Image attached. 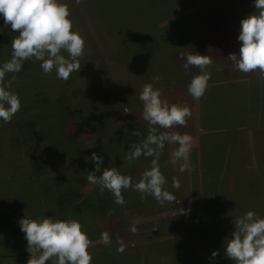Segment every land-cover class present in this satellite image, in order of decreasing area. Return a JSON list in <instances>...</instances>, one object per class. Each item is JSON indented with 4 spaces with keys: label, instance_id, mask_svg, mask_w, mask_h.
Here are the masks:
<instances>
[{
    "label": "rangeland",
    "instance_id": "obj_1",
    "mask_svg": "<svg viewBox=\"0 0 264 264\" xmlns=\"http://www.w3.org/2000/svg\"><path fill=\"white\" fill-rule=\"evenodd\" d=\"M124 1L126 0H81L80 4H76L75 0H60L61 3L69 6L73 31L78 32L85 41L84 56L80 61L81 71L72 73L70 78L64 81L57 79L55 71L50 75H45L40 68V62L25 61L22 70L15 74L17 80L12 83L10 91L13 92L15 88L17 89L18 93L15 92V94L20 99L21 107L10 123L5 124L0 121V264H27L30 254L26 251L27 241L25 234L21 231L19 221L26 219L27 215L32 219L43 217L41 214H36L37 210H34V207L31 208L30 203L27 204L34 193L27 192L26 188L28 185L34 187L35 183L29 180L27 175H22L23 179H14L16 175L13 171L15 170L23 174L25 171L26 173L31 172V163L29 164L27 160L23 159L24 157L18 163V167L10 166V162H6L7 159L15 155L11 152L13 147L19 148L21 155L24 154L26 158L37 155L38 158H45L46 160L48 157L42 142H34L33 144L26 142L27 133L34 130H36L38 137L43 139L48 126L42 121L43 119L33 120V117H36L34 115H37L32 112L36 105L31 111L28 104L43 97L60 95L61 101L70 103L73 111L83 107L94 112L91 113V117L76 118V122L70 130V144L67 145L70 152L66 159L67 163L65 164L62 156H57L58 153H56L52 158L56 169L72 167L77 169L76 171L81 170V168L85 172L95 171V163L90 159L86 162L85 159L86 157L90 158L95 152L104 159L102 168H117L122 172L123 167L121 166L126 164L124 158L127 151L131 150V143H139L147 136V133L143 132L144 129L145 131L147 129L138 124V119H134L136 122L134 125L128 119L132 115L133 109L143 105L138 100L132 102V97L133 95L139 97L143 86L148 83L147 77L149 75L147 76V74L152 72L147 70L150 58H153L157 51L162 53L171 51L172 40L167 41L164 37L158 38L157 35L164 28L170 29L171 26L169 25L174 20L171 11L159 7L160 3H156V0H130L134 1L139 6L138 8L147 1L146 6L143 7L148 13L145 17L140 18L138 16L144 12L137 15L136 10H132L123 4ZM178 4L179 8H176L175 11L180 10L179 17L187 18L190 15H197L202 16V19L188 23L190 19L195 18L189 17L188 22L180 23L177 28L173 26V30H190V26L197 25L199 34L205 32L204 41L206 45V42L207 44L211 42V37H214L213 34L218 36V33H225L229 29L232 36L230 35V38L224 37V40L220 38V41H223L216 47L213 46L214 52L224 61H227L230 53L239 54L241 44L238 37L241 21L242 18L245 19L248 15L256 12L253 6L254 0H179ZM158 12L161 21L151 16V14L157 16ZM140 21H143V24H140ZM160 34L162 35V33ZM15 35H19V33L13 32L10 25L5 27L4 19L0 16V66L11 58L10 46L12 37ZM159 45L161 49L158 48ZM149 46H151L152 53H150ZM181 48L179 54L193 49L190 46L186 48L184 45ZM173 54L168 55V60L173 58ZM165 65L167 62L161 63L159 73H162L160 70ZM219 65H221L219 71L221 78L226 75L227 70H223V68L225 69L223 66H226L227 63L219 62ZM164 70L166 76L171 73L170 69ZM177 77L179 78V76ZM10 78L11 74H8L5 80L8 81ZM224 80L222 77L218 81ZM246 87L248 89L244 97L249 114L248 130H251L249 134L253 137L252 145L249 142L250 137H247V143H240V149L237 151V164L232 168L230 167L229 171L227 164H224L223 146L221 151L212 147L215 149L209 151L212 156L208 157V162L201 164L205 180L199 184V188L200 190L203 189V198L199 200L196 194L191 198L193 207L198 208H189L191 202H189L190 198L187 199V194L190 191H184L186 197H182L178 204L180 212H173L167 216L171 234L165 235V237L172 239V243H174L170 247V251L172 253L179 252L182 257L184 256L183 259H190V264H233V261L226 258L224 242L226 238H231L235 230L234 219L248 211H253L257 217L264 218V166L257 159H254V138L258 141L254 129L258 125L262 126L264 121L258 112L260 109H264V83ZM174 90L178 89L174 88ZM231 92L233 93V90ZM118 96L120 98L116 102L115 99ZM232 97H229L230 105L233 102ZM103 98L105 101L101 102ZM168 98L170 99V97ZM204 102L202 106L205 105ZM105 109H108L109 112L105 113ZM73 111L70 113L74 114ZM62 113L59 111V117L64 116ZM89 118L91 119L89 120ZM85 125L87 126L84 129L83 126ZM13 127L16 128V133L14 135L7 134V131ZM125 128L128 129L129 133L137 130L140 135H126ZM58 129L60 130V128ZM214 138H211V142L215 140L219 145L222 141V144L226 145L228 136L226 133H221ZM15 142L16 144H14ZM249 144L251 150L247 149ZM80 148L86 149V151L82 152ZM250 154L253 158H251L248 167L245 168L246 163L244 165H240V163L247 162V156ZM243 156L246 161H244ZM242 170L246 174L245 179ZM231 173L234 175V180L228 178V174L229 177H232ZM75 175L76 172L72 171L69 178H73ZM22 176L19 177L22 178ZM128 176L133 179L132 172ZM166 179L168 184L170 179L167 174ZM133 183H135L134 179ZM94 187L93 184L87 185L83 190V195H87L88 191L93 190ZM36 189L40 195V190L37 187ZM47 191L49 192L50 188ZM124 192L126 193L124 205H115L113 196L107 191L103 195L100 194V191L97 192L98 194L88 201H84L82 194L78 198L70 194L69 206L57 214L58 216L70 214L69 219H75L81 223L82 231L92 241L88 249L93 258L91 264H132L129 260L119 261L120 255L126 254L131 257L134 253H149L146 244L136 245L137 238L142 239L139 243H146L143 239L151 238L148 236V228L153 225L158 226L160 220L151 221L148 226L146 225L145 230L140 229L134 234L128 229H122L123 224L119 208L129 210L143 202L139 192L131 189ZM38 199L40 202L33 203V206L37 205L41 208L44 202L40 196ZM82 201L85 202L86 210L82 215H78L75 212V207L82 204ZM144 201H147V198ZM182 206H186V208ZM109 210L112 211L111 216L108 215ZM181 210H184V214H180ZM193 210L195 211L193 212ZM21 211L23 215H20ZM45 218L54 217L49 213ZM105 231L110 234L112 240L110 246H105L101 241V233ZM158 231V229L151 231L152 238H164L163 235L159 236L158 233L160 232ZM191 234L194 235L191 237ZM178 237L184 238L183 245L180 246L184 248L182 251L177 250L181 242ZM121 242L125 246L123 253L117 251ZM23 252H25L24 258L19 256ZM213 252H218L219 255L212 257Z\"/></svg>",
    "mask_w": 264,
    "mask_h": 264
},
{
    "label": "clouds",
    "instance_id": "obj_2",
    "mask_svg": "<svg viewBox=\"0 0 264 264\" xmlns=\"http://www.w3.org/2000/svg\"><path fill=\"white\" fill-rule=\"evenodd\" d=\"M75 3L80 4L81 0H75ZM253 6L256 12L241 21L239 54L230 53L227 61L235 70L256 74L258 79L264 80V0H254ZM0 16L4 19L5 27L10 25L13 32L19 33L12 37L11 58L0 66V121L6 124L12 121L21 107L18 95L10 89L17 80L15 74L22 70L24 62H40L45 75L55 71L57 79L67 81L72 73L81 71L85 41L78 32L73 31L69 6L60 0H0ZM179 59L183 61L185 70H200L199 75L192 77L188 94L195 100L201 99L211 79L209 69L213 64L212 58L185 52L181 53ZM8 74H11V78L6 81ZM162 79L161 76L153 77L156 83ZM139 100L143 103L141 115L148 124V134L139 143H131V150L127 151L124 160L130 165L141 156L152 158L150 169L143 171L139 181L133 183L131 176L121 174L117 168H102L103 157L93 152L90 158L85 159L86 162L90 159L95 163V171H88L86 178L90 184L99 185L101 195L105 191L111 193L117 205L125 204L122 192L131 189L141 194V200L151 196L160 206H164L174 202L176 197L165 188L167 179L161 171L160 157L166 143L178 145L170 153L167 163L183 161L181 172L193 170L189 165L193 136L176 130L188 126L192 111L186 105H170L166 99H162L161 90L155 88L153 83L143 86ZM124 132L130 136L140 135L137 130L129 133L127 128ZM101 171L102 175H97ZM171 187L180 189L178 177L173 176ZM180 214H184V210ZM108 215H112L111 210ZM233 223L235 230L231 238H226L224 242L226 258L233 264H264V218L248 211L236 217ZM19 224L27 241L26 251L30 254L27 264H91L93 258L88 249L92 241L82 231L79 221L45 217L32 219L27 215ZM130 231L136 233L135 225ZM101 241L105 246L111 245L107 231L101 233ZM117 251H125L123 242ZM218 255V252L212 253V257Z\"/></svg>",
    "mask_w": 264,
    "mask_h": 264
},
{
    "label": "crops",
    "instance_id": "obj_3",
    "mask_svg": "<svg viewBox=\"0 0 264 264\" xmlns=\"http://www.w3.org/2000/svg\"><path fill=\"white\" fill-rule=\"evenodd\" d=\"M195 17L193 19H190L188 22L189 17ZM189 17H179L175 19L174 21H179L177 23H194L198 20L201 21L202 16L197 15H190ZM177 23H174L171 21V28L170 29H164L162 31H159L157 37L161 38L164 37L167 41L172 40L171 51L168 53H162V52H156V55H154L153 58H150L149 65H147V80L148 83H153L155 88H158L161 90L162 93V99H166L169 104H177L180 106H188L192 111V116L188 121V126L186 128H177L176 130L181 133H189L193 136V148H192V156L189 158V165L190 168L193 170L190 171H180V167L183 163V161H179L176 164L167 163L170 159V153L175 150L178 145L173 144H167L165 145L164 150L162 151L161 157H160V164H161V171L162 174L166 177H169L170 181L168 184L165 185V188L171 192L175 197L176 200L172 203H166L164 206H160L158 202L151 196L147 197V201H140L142 202L139 206H133L132 209L124 210L120 209V218L122 221V229H128L135 225L137 228V231L140 229L145 230L146 225L151 223L153 220H160V224L158 226L153 225L152 227L148 228L149 231V237L148 240L143 239L146 243H139L142 239L137 238L136 245L139 244H146L149 249L148 254L144 253H134L131 255V257H128L126 254H121L119 257V261L123 262L125 260H129L132 264H190V259H183L182 255L179 252L172 253L170 251V247L174 244L172 243V239H168L165 237V235L169 236L170 233V224L169 220H167V216L171 213H179L180 212V206L178 205L180 203V200L182 197H186V193L184 191H190L187 194V199L191 198L196 194V196L199 198V200H202L203 196V189L200 190L199 184L201 182H204V173H203V166L201 165L202 162H208V157L212 156V153H209L213 148L216 147V149L221 151V148L223 146L224 152H225V160L224 164H227L228 171L229 168L235 166L237 163V151L240 149V143H247V137H250L249 142H251L252 145V135L249 134L248 130L249 124H248V117L249 114L247 112L246 108V98L244 97L246 90L248 89L249 85H254L258 83V85H261L264 83V80H260L257 78L256 74H244L237 70H235L233 67H231V62L224 61L220 57H218L217 53L214 52L213 46L216 47V45L221 44L224 39V37H231V31L225 32V33H218L219 35H212L214 37H211V42H209L205 45L204 37L205 32L202 34L198 33V27L196 28L194 26H190V30H173V26L178 27ZM162 33V35L160 34ZM231 35V36H230ZM216 36V37H215ZM153 37V36H151ZM154 38V37H153ZM220 38L223 40L220 41ZM149 45V44H148ZM185 46L188 48L189 46L192 47V50H186L185 52H194L199 53L203 56H209L213 60L212 67L209 69L211 71V79L208 82V88L204 94V96L199 99L195 100L188 94V85L191 82V79L195 75L200 74V70L198 68H191L189 70H185L183 68V61L179 59V52L181 51V47ZM173 46V47H172ZM207 47V48H206ZM210 47V48H209ZM151 46H149L150 53ZM158 48L161 49V46L159 45ZM174 52V54H173ZM183 52V53H185ZM162 53V54H161ZM173 54V58L168 60V55ZM179 54V55H178ZM164 59V60H163ZM166 60V61H165ZM167 62V65L163 67V69H170L171 73H169L168 76L165 75V70H160L162 73H159V68L161 63ZM220 63H227L225 69L226 75L222 76L223 79H225L222 82H219L220 80ZM169 63V64H168ZM158 71V72H157ZM154 76H161L163 77L162 81L159 83H156L153 80ZM179 76V78L177 77ZM219 76V77H218ZM175 77V78H174ZM167 78V79H166ZM246 80V81H245ZM251 80V81H250ZM181 81V82H180ZM238 86H240L238 88ZM242 87V88H241ZM174 88H177L178 90H174ZM235 89V90H234ZM233 90V93L231 92ZM232 97L233 102L231 105L229 104V97ZM170 97V99L168 98ZM120 96L115 99L116 102H118ZM138 100V102L142 103L139 100V97L136 95H133L132 102H135ZM104 98L101 99V102H104ZM205 101V102H204ZM203 102L205 103L204 106H202ZM227 102V103H226ZM225 103V104H223ZM227 104V105H226ZM206 108V110H205ZM142 110L143 105L141 104L140 107L133 109L132 115L130 116L133 119V122L131 124H136L134 122V119H138V124L142 126L143 128H146V132L148 134V124L142 119ZM105 113L109 112L104 110ZM258 112H260V117L264 118V109H260ZM262 123V122H261ZM264 123V121H263ZM258 125L254 133L257 134V139L255 141L254 145V159H257L259 163L261 162L264 166V126ZM251 129V127H250ZM253 129V128H252ZM158 131H163L162 129H158ZM221 133H226L228 136L226 145L222 144V141L218 145L215 140L211 142V138L215 139L214 137L216 135H219ZM256 137V136H255ZM215 141V142H214ZM244 148V147H243ZM253 148V146H252ZM247 149L251 150L250 144L247 147ZM215 150V149H213ZM249 150V151H250ZM209 153V154H208ZM247 162H241L240 165H244V167H248V165L251 163L250 160L252 155L247 156ZM246 161V158L243 156ZM151 159L152 158H145L141 156L138 160L134 161L132 164H122L121 167H123L122 172L118 171L128 176L129 173L132 172L134 182H138L141 174L146 169H150L151 167ZM249 160V162H248ZM193 161V162H192ZM147 164V165H145ZM124 165V166H123ZM193 165H195V168H193ZM211 165V164H210ZM247 165V166H246ZM148 167V168H147ZM243 172V177L245 179V172ZM137 173V174H136ZM233 173H231L232 175ZM173 176H176L180 179L181 187L179 190L173 189L171 187L172 178ZM231 177V176H230ZM228 174L229 180H234V175L230 178ZM228 180V179H227ZM228 180V181H229ZM98 185H95L94 188H96ZM191 186V188H190ZM196 186V188H194ZM193 187V188H192ZM92 190L88 191L91 192ZM87 193V194H88ZM109 193V192H108ZM111 196L112 194L109 193ZM124 199L126 200V193L122 192ZM83 195V191H82ZM86 196V195H83ZM114 198V197H113ZM112 199V197H111ZM113 200V199H112ZM202 202V201H199ZM114 203V200H113ZM115 204V203H114ZM117 205V204H115ZM183 208H186V206H182ZM179 208V211H178ZM189 208H198L193 207L192 202L191 206ZM178 211V212H177ZM195 210H193L194 212ZM159 230L158 233L159 236L163 235L164 238L160 239H154L152 238L151 231ZM139 233V232H138ZM148 234V233H147ZM194 234H191V237ZM190 237V236H188ZM180 238L181 242L180 245H183V237ZM179 240V241H180ZM144 246V245H141ZM178 247V251H182L183 247ZM25 252L21 253L19 256L23 257ZM16 256V255H12ZM17 257V256H16ZM24 258V257H23Z\"/></svg>",
    "mask_w": 264,
    "mask_h": 264
},
{
    "label": "trees",
    "instance_id": "obj_4",
    "mask_svg": "<svg viewBox=\"0 0 264 264\" xmlns=\"http://www.w3.org/2000/svg\"><path fill=\"white\" fill-rule=\"evenodd\" d=\"M148 1V0H147ZM143 3V6H146ZM160 3L158 6L163 7L166 9H169L171 11V15L173 16V20L177 19L179 15L181 14L180 10L176 8H179V0H156V3ZM127 7H129L132 10H136L135 12L137 15L141 14L144 12V14L138 16L140 17H145L148 12H146L145 7H140L134 3V1L126 0L123 2ZM158 7V8H159ZM138 10V11H137ZM158 11V10H157ZM107 13V11H106ZM160 13L158 12L157 16L151 14L152 18H158L159 21L162 19H159ZM115 16V14H113ZM243 20V18H242ZM174 23H177L179 21H173ZM140 24H143V21H140ZM171 24V23H170ZM179 23H177L178 25ZM173 25V24H171ZM169 25V26H171ZM138 26H140L138 24ZM143 28L142 26H140ZM166 29V28H164ZM163 29V30H164ZM161 30V28H159ZM221 31V30H219ZM225 32H229V29H227ZM13 92L18 93L17 89L15 88ZM36 105V108L34 109ZM33 106V107H32ZM31 107V108H30ZM29 110L31 111L34 109L36 117H33V120L36 121L35 119L39 118L45 122V124H48L47 126V132L45 133V136L43 139L38 137V134L36 130L33 132H28L27 137H26V142L27 143H40L42 142L44 149L48 153L47 161L44 159L38 158L37 155H31L27 156V158L23 155H21V151L19 148L13 147L11 152L15 155L13 157H10V159H7L6 162H10L9 165L13 167H18V163L20 160L23 158L31 163V172L25 171V173H20V171L15 170L13 171L14 175L16 177L14 179H23L24 177L22 175H27L25 177L29 178V180L33 181L35 183V186L28 185L26 188V191L29 193H34L33 197L30 201H27V204H31V208L34 207V210H37L36 214H41L43 217H45L47 214L51 213L54 218L60 219V220H68L70 218V214L67 216H58L57 214L65 210L64 208H67L71 202L70 200V194H73L75 198H78L80 194H82V191L84 188L89 185L90 183L87 181V172L84 171V169L81 168V170L76 171L77 169H73L72 167L68 168H57L54 167V162L52 161V158L55 156L56 153L57 156H62V160L67 163L66 159L68 158V153L69 151V136H70V130L72 129V125L76 122L77 117H91V113L93 114L94 112L89 111L84 109L83 107H80L77 109V111H73L70 103L68 102H63L60 99L59 96H48V97H43L42 99H38L30 104H28ZM108 111V109H105ZM59 111L63 112L64 114L63 117H59ZM70 111L75 112L74 114L70 113ZM91 118H89L90 120ZM130 119L129 121L132 123L133 119L131 120V117H128ZM14 126V125H13ZM60 126V127H58ZM87 125L83 126L85 129ZM60 128V130L58 129ZM19 129V128H18ZM17 129V133H18ZM16 133V128H10L7 131V134L14 135ZM26 136V135H25ZM38 140L39 142H37ZM112 142V141H111ZM16 144V142L14 143ZM82 152H85L86 149L80 148ZM72 152V151H71ZM9 160V161H8ZM12 160V161H11ZM45 160V161H44ZM61 160V159H60ZM62 161V162H63ZM47 162V163H46ZM74 166L76 164L74 163ZM53 167V168H52ZM52 169V170H51ZM54 170V171H53ZM74 171L76 172V175L73 178H69V175L71 172ZM11 174V173H10ZM97 175H102V171L100 173H97ZM19 176H22L20 178ZM40 190V195L37 193V189ZM50 188V191L48 192L47 189ZM99 186L94 188L91 192H89L86 196H84V201H88L94 196H96L99 192ZM38 195L40 196V199L43 200L44 205L40 208L39 206H33V203L40 202V200L35 198ZM68 197V198H66ZM82 201V204L78 205V207H75V212L78 215H82V213L86 210L85 202ZM88 203V202H87ZM86 203V205H87ZM88 208V206H87ZM20 213V212H19ZM22 213V211H21ZM20 215H23V213ZM79 220H82L79 218Z\"/></svg>",
    "mask_w": 264,
    "mask_h": 264
}]
</instances>
